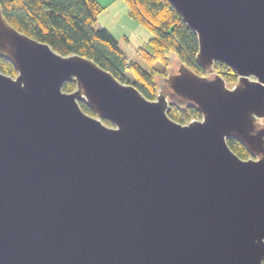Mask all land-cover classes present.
<instances>
[{
    "label": "water",
    "instance_id": "1",
    "mask_svg": "<svg viewBox=\"0 0 264 264\" xmlns=\"http://www.w3.org/2000/svg\"><path fill=\"white\" fill-rule=\"evenodd\" d=\"M168 1L203 72L174 59L150 99L0 5V264H264V0Z\"/></svg>",
    "mask_w": 264,
    "mask_h": 264
},
{
    "label": "trees",
    "instance_id": "2",
    "mask_svg": "<svg viewBox=\"0 0 264 264\" xmlns=\"http://www.w3.org/2000/svg\"><path fill=\"white\" fill-rule=\"evenodd\" d=\"M128 15L152 33L145 47H140L144 65L127 61L118 40L107 28H96L95 23L104 6L97 0H0L6 19L27 36L50 45L59 54H79L95 60L114 77L137 87L145 97L154 98L156 80L164 76L174 59L182 60L195 72L203 70L196 63L198 41L195 32L187 28L179 13L168 0H124ZM0 71L15 76L17 71L10 61L0 57ZM215 71L228 83L238 75L224 63L216 62ZM75 83L65 82L63 90L74 91ZM83 111L94 114L87 104L80 102ZM168 116L183 123L201 117L195 107L170 105ZM107 125L110 121L103 120ZM228 145L244 159L248 150L238 140L228 139ZM264 263V262H263Z\"/></svg>",
    "mask_w": 264,
    "mask_h": 264
},
{
    "label": "rangeland",
    "instance_id": "3",
    "mask_svg": "<svg viewBox=\"0 0 264 264\" xmlns=\"http://www.w3.org/2000/svg\"><path fill=\"white\" fill-rule=\"evenodd\" d=\"M102 6H104L103 11L99 13L97 17V21L95 23L96 28H107L112 34L115 32L121 31V34H118L119 45L123 48V50L128 54H134L133 60L134 62H139L144 65V60L142 55L138 53L140 47H145L150 38L153 37V33L137 21L127 17L126 19H130L132 23L138 26L136 31L133 33L128 30L123 32L122 28V19L127 16L126 10L128 8L127 2L124 0H97ZM121 35H127L130 37V41L128 42L125 38H122ZM117 38V39H118ZM127 61H132L131 59H127ZM217 72V71H216ZM218 73V72H217ZM221 74V73H220Z\"/></svg>",
    "mask_w": 264,
    "mask_h": 264
},
{
    "label": "crops",
    "instance_id": "4",
    "mask_svg": "<svg viewBox=\"0 0 264 264\" xmlns=\"http://www.w3.org/2000/svg\"><path fill=\"white\" fill-rule=\"evenodd\" d=\"M126 13H128V8H127V10H126ZM127 17H129L128 14H127L126 17H124V18L122 19L123 22L121 23V24H122V28H121V30H122L123 32L130 30V31L133 33V31H136V30L138 29V26H136L134 23H132L133 20L131 21L130 19H126ZM129 18H130V17H129ZM110 33H111V32H110ZM118 34H121V31H119V32H115V34H112V33H111V35H113L116 39L118 38ZM121 36H122V38H125L128 42L130 41V37H128L127 35H121ZM117 40H119V38H118ZM118 45H119V41H118ZM120 47H121V45H120ZM121 49H122L124 55H126L128 59H131L132 61H134V60H133L134 54H132V55H128V54L123 50L122 47H121Z\"/></svg>",
    "mask_w": 264,
    "mask_h": 264
}]
</instances>
